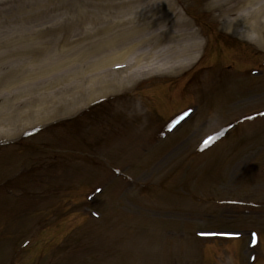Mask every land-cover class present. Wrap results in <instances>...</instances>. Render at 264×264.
Instances as JSON below:
<instances>
[{"label":"rangeland","instance_id":"1","mask_svg":"<svg viewBox=\"0 0 264 264\" xmlns=\"http://www.w3.org/2000/svg\"><path fill=\"white\" fill-rule=\"evenodd\" d=\"M105 1L108 0H0L1 55L8 60L18 59L17 54L7 55V50L22 44L16 40L15 32H30L40 37L37 45L20 52L19 58L25 61L0 67V92H5L4 85L17 84L22 78L19 84L28 91L20 102L39 103L42 106L39 117L48 116L40 122L35 118L37 112L32 111L20 129L15 127L11 131L10 128L8 134L0 135V142L8 144H0V177L24 164L29 169L26 175L29 181L19 185L22 192L30 194V198L13 199L9 205L6 203V208H0V264H222L226 256L229 264H251L252 260L253 264H264V241L258 247L252 236L256 232L258 238L264 239V73L246 77L240 72L252 65L256 69L264 68L259 62L264 59V44L256 46L226 29L223 11H220L224 5L212 7L210 2L214 0H137L133 3L137 8L127 14L131 26H140L141 22L149 24L157 18L147 29L168 27L175 20L170 16L173 14L169 8L171 1L188 20L187 30L195 31V38L201 42L200 54L204 49L199 64L186 67L185 72L158 69L123 87L126 88L122 91L124 95L133 93L136 87L142 88L139 102L164 114L178 111L187 98L179 90H170L173 83L187 92L202 88L199 109L175 130L165 131L167 137L155 131L156 127L151 133H145L144 129L151 124L145 123L143 127L135 122L141 119L138 113L142 105L130 107L135 109L131 111L127 106L130 100L121 98L100 109L98 116L87 117L93 123L87 129L90 139L83 141L81 135L68 138V132L60 138L52 133L44 137V144L49 148L69 156L84 150L81 148L93 141L87 149L92 158L82 160L78 156L68 164L59 162L51 172L48 168L54 165V158L50 149L39 145L43 136L29 139L27 131L39 126L44 131L50 123L76 113L89 100L102 95L97 89L91 98L86 97L85 89L91 87L87 83L90 77L96 76L100 81L111 80L116 72L125 75L135 61V54L147 52V46L138 47L137 52L133 51L135 54L129 52L120 59L117 69L109 63L90 70L89 62L104 60L103 57L116 53L122 46L106 47L100 54L91 55V44L110 35L101 31L87 34L78 28L75 31L76 26L71 22L88 16L92 10L95 12L103 6L113 10L117 7L112 5L120 4L114 3L119 0H110V4ZM140 2L148 4L147 10L149 4L158 9L153 13L143 12L149 16L143 19L138 7L145 5ZM229 15H233L232 11ZM85 26L87 29L92 26L91 19L86 20ZM65 41L63 53L71 62L57 66L47 63L46 55L62 52V47L52 50V45L55 42L62 45ZM130 42L133 40L127 39L128 45ZM72 45L68 54L67 47ZM160 46L165 49L162 55L171 53L166 43ZM83 49L87 51V59L81 57ZM161 57H141L139 62L161 63ZM231 59L236 60V70L227 68ZM78 69L84 75L73 78L70 73ZM196 69H200L198 73ZM3 100L0 99V114H7L9 108L1 106ZM246 114H252L250 122L249 119L236 121V116ZM232 121L234 126L222 139L207 148L200 146L202 138ZM79 123L73 125L79 129ZM164 128L163 122L158 130L163 132ZM112 133L116 135L111 136ZM17 137L27 146L11 143ZM19 149L20 154L16 153ZM94 151L118 170L124 168L121 169L125 172L123 180L118 181L121 176L111 168L89 164L98 161ZM84 166L88 171L81 170ZM91 166L95 169L91 170ZM44 169L47 180L41 182L38 177ZM31 175L35 178L31 179ZM101 187L102 191L95 193V188ZM26 201L33 206L25 208ZM48 212L57 218L47 217ZM64 212H73V215L58 217ZM46 217L47 222L51 221L47 225L52 227L43 231ZM228 235L240 238L223 246L227 239L218 236ZM213 241L221 245L212 244L213 248L210 245Z\"/></svg>","mask_w":264,"mask_h":264},{"label":"bare ground","instance_id":"2","mask_svg":"<svg viewBox=\"0 0 264 264\" xmlns=\"http://www.w3.org/2000/svg\"><path fill=\"white\" fill-rule=\"evenodd\" d=\"M140 1V0H139ZM120 2L119 6L112 5L111 7H117L116 9L110 10L103 6L101 9H98L97 11L93 12L90 11L88 16L86 17H80L75 22H71L72 26H76L75 31H77V28L81 32L94 33V32H100L102 34H105L106 36H109L107 39H100L99 41H95L91 44L89 47L91 50V55H94L96 53H99L103 51V48H113L115 46H122V48L116 53L106 55L104 60H94L89 62L91 67L90 70L95 71L97 68L101 66H105V64H109V66H112V64L117 66V63H121L120 59L125 57L129 52L133 53L138 47L143 48L147 46V52L146 51H138L139 54H135L136 58L135 61H132L131 67H129L127 70V74L122 75V72H116L114 73V77L111 80H105L101 79L100 81H104L102 84H100V81H98V77L92 76L87 80V83L91 86L88 89H85L87 96L91 97L92 94L99 89V91H103L106 86H114L111 88H115L116 90L121 89V86L125 85L126 83H130L132 80L137 78L138 76L147 75L150 74L153 71H157L158 69H163L165 72H173L180 69H183L187 65L190 64V62H193L196 57L197 53L200 49L201 42L198 41L197 38H195L194 30H187V23L188 20L182 15V13L174 8V5L171 4V1H169V8L173 12L170 16L174 17V22L170 26L162 25L160 27H154L153 29H147L150 28V25H153L156 21V19H152L149 24H143L141 22L140 26H131V18L127 16L130 9L137 8L136 5L133 3L137 2V0H119L114 1V3ZM106 4H110V0L105 1ZM141 3V2H140ZM145 6H139L140 15L143 12H147L148 10L153 13L155 9H158L156 6H153L152 4H149V9L147 10L148 4L141 3ZM212 7H218L219 5H224V9L220 10L223 11V17L224 20V26L225 28H229L230 30L235 31L236 34L240 35L242 38L247 39L248 41L252 42L253 44L260 46L264 44V0H214L210 2ZM152 6V7H151ZM120 7V8H119ZM145 7V8H142ZM108 9V10H107ZM232 11L233 15L228 14ZM82 12L86 13V11L83 9ZM100 12L105 13L104 15ZM113 12V13H112ZM100 13V15H99ZM144 15V14H142ZM152 16V15H151ZM94 17L97 20H100V22L93 21ZM116 17H118L116 19ZM149 19V16L144 15L143 19ZM91 19V25L89 29L84 27V24L86 20ZM116 19V20H115ZM115 20V21H114ZM146 25L141 26V25ZM103 31H106L104 33ZM113 33L111 34L110 32ZM17 35V36H16ZM113 35H115L113 37ZM16 40L22 41L19 42L21 45L18 47L11 48L7 50V55L10 53L12 55H18L21 56V51H24V49H29L33 45H37L38 43V37L35 34H27L23 32H15ZM251 36V38H250ZM157 38V39H156ZM127 39H132L133 42H130L128 45ZM156 39V40H155ZM15 41V40H13ZM123 42V44H120V42ZM126 44H125V43ZM66 41L61 45L59 43H54L52 45V50H55V47H62L65 45ZM162 43H166L168 45V48L171 50V53L167 55H162L163 50H165L162 46H160ZM74 46H77L74 44ZM68 46L66 52L69 54L68 51H70L71 48L74 47ZM65 47H62L61 53H49L46 55L47 57V63H50L51 65L57 66V65H65L68 62H71V59L63 53V50ZM83 55L82 58L87 57L86 52L84 49L81 51ZM80 53V52H79ZM78 53V54H79ZM3 54V53H2ZM141 55V56H139ZM66 56V57H65ZM78 56V55H77ZM160 57V60L162 62L154 63L150 60H146L145 64L146 66H142L143 64H140L139 60L141 57L143 58H152V57ZM18 57L17 62H23L25 61V58L20 59ZM22 57V56H21ZM137 57L139 59H137ZM35 60L39 59V56L37 58H34ZM87 59V58H85ZM76 60H79L76 58ZM118 60L119 62H115ZM133 60V59H132ZM13 60H8L4 55H1L0 53V67H4L5 64L9 65L8 63H15ZM138 64V65H137ZM154 64L157 66L154 68H151ZM148 68V72L145 73L144 69ZM142 69V70H141ZM86 70H88L86 68ZM85 72H92V71H86ZM127 70H124L127 71ZM80 70H75L73 73L71 72V76L73 78H78L84 75L82 72H79ZM120 73V74H119ZM102 74H110L108 73H102ZM22 78H20L18 81L21 83ZM19 83L13 82L10 86L9 84L4 85L6 87L4 89L5 92H0V99L4 98L2 102V108L8 107V113H2L0 114V135H6L9 133V131H14L15 127L16 130L20 129L22 125H24V122L27 120V118L30 116V114L36 113L35 116L36 120L42 121L45 120L46 117H39L40 110L42 106L37 103H25L20 102V100L24 97L25 92L28 91V89H25L24 85H21ZM100 85V87H99ZM99 87V88H98ZM110 88V90H111ZM69 89V88H68ZM6 93V95H4ZM13 93V94H12ZM8 96H13V99H9ZM17 96V100L14 99ZM18 98H20L18 100ZM66 99V95L64 96ZM14 101V102H13ZM13 103V105L11 104ZM13 117H17L16 121H13ZM30 119V118H29ZM28 119V120H29ZM14 122V123H13ZM35 123V122H33ZM11 128V129H10ZM2 129V130H1ZM10 129V130H9Z\"/></svg>","mask_w":264,"mask_h":264},{"label":"snow or ice","instance_id":"3","mask_svg":"<svg viewBox=\"0 0 264 264\" xmlns=\"http://www.w3.org/2000/svg\"><path fill=\"white\" fill-rule=\"evenodd\" d=\"M185 114H186V113H185ZM255 235H256L255 233L252 234V236H253V243L256 242V240H255Z\"/></svg>","mask_w":264,"mask_h":264},{"label":"clouds","instance_id":"4","mask_svg":"<svg viewBox=\"0 0 264 264\" xmlns=\"http://www.w3.org/2000/svg\"><path fill=\"white\" fill-rule=\"evenodd\" d=\"M250 38H251V36H250Z\"/></svg>","mask_w":264,"mask_h":264}]
</instances>
